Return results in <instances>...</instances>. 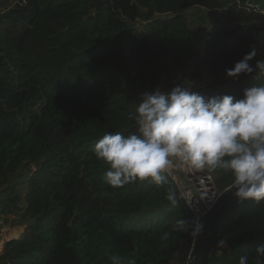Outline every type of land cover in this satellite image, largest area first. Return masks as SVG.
Wrapping results in <instances>:
<instances>
[{
	"label": "trees",
	"instance_id": "16d2710c",
	"mask_svg": "<svg viewBox=\"0 0 264 264\" xmlns=\"http://www.w3.org/2000/svg\"><path fill=\"white\" fill-rule=\"evenodd\" d=\"M192 3L189 12L150 18L155 0H0V221L25 227L4 243L0 264L188 261L197 218L171 175L113 187L93 148L106 133L136 130L129 114L145 92L184 85L240 99L264 84L255 68L264 60V0ZM195 27L206 32L200 48ZM251 50L254 71L228 77ZM208 170L220 191L233 186L231 172ZM260 246L264 201H239L209 264L245 255L259 264Z\"/></svg>",
	"mask_w": 264,
	"mask_h": 264
},
{
	"label": "clouds",
	"instance_id": "9594fccd",
	"mask_svg": "<svg viewBox=\"0 0 264 264\" xmlns=\"http://www.w3.org/2000/svg\"><path fill=\"white\" fill-rule=\"evenodd\" d=\"M255 56V50L245 54L226 70L227 76L251 74L249 62ZM255 68L264 72V60H257ZM129 119L135 121L134 132L106 133L94 145L95 156L108 164L106 183L123 187L150 179L161 184L175 163L229 171L240 201H264V84L244 89L240 99L228 94L206 98L184 85L167 92L156 89L143 93ZM166 199L176 203V193L169 189ZM192 224L191 235L198 237L203 225L199 220ZM257 257H264V246L257 248ZM109 259L121 264L117 255ZM238 264H249V257L241 256Z\"/></svg>",
	"mask_w": 264,
	"mask_h": 264
},
{
	"label": "built area",
	"instance_id": "2783aa9c",
	"mask_svg": "<svg viewBox=\"0 0 264 264\" xmlns=\"http://www.w3.org/2000/svg\"><path fill=\"white\" fill-rule=\"evenodd\" d=\"M198 87H203V83L198 84ZM192 89L191 87V90ZM181 168L183 174L179 173L178 169L173 164L168 168L167 172L177 184L181 197L200 222L204 215L202 206H204L206 212H208L214 207L224 192L217 188L215 178L207 168L190 169L187 166H181ZM2 222L3 221H0V227H4ZM194 248L195 243L192 245L191 254L194 252ZM189 257L187 264H193L191 255Z\"/></svg>",
	"mask_w": 264,
	"mask_h": 264
},
{
	"label": "water",
	"instance_id": "95a60500",
	"mask_svg": "<svg viewBox=\"0 0 264 264\" xmlns=\"http://www.w3.org/2000/svg\"><path fill=\"white\" fill-rule=\"evenodd\" d=\"M173 165L178 169L179 173L183 174L181 166L175 163ZM239 201V198L235 195V188L232 186L224 192L211 210L206 212V208L202 206L204 215L200 223L203 227L199 236L196 237L193 264L210 263L212 250L221 225L230 210Z\"/></svg>",
	"mask_w": 264,
	"mask_h": 264
},
{
	"label": "rangeland",
	"instance_id": "374dc122",
	"mask_svg": "<svg viewBox=\"0 0 264 264\" xmlns=\"http://www.w3.org/2000/svg\"><path fill=\"white\" fill-rule=\"evenodd\" d=\"M8 2L12 3L16 0H7ZM151 0H140V2L142 3V5L148 6L149 2ZM156 1V5H157V10L155 11V13L153 15L150 16V18L154 17V16H169L172 14H175L177 12H181V11H187L190 10L191 8L194 7V4L192 3L193 0H155ZM206 32L200 28V27H195L194 29V39H195V44L197 48H200L203 46V41L205 38ZM11 220L6 223V222H2L4 227H0V254L3 250V246L4 243L13 239V237H11V235L13 233H19L21 229H25V227H20V228H13L15 226H13V217L10 218ZM131 220H133V218H131ZM184 248L182 249V252H184ZM191 250H192V246L190 248V255H191ZM189 255V256H190ZM190 258V257H188ZM189 261V260H188ZM188 262H185L183 264H187ZM173 264H182V261L175 260L173 262Z\"/></svg>",
	"mask_w": 264,
	"mask_h": 264
},
{
	"label": "crops",
	"instance_id": "0c3cea01",
	"mask_svg": "<svg viewBox=\"0 0 264 264\" xmlns=\"http://www.w3.org/2000/svg\"><path fill=\"white\" fill-rule=\"evenodd\" d=\"M21 226H15L13 228H20ZM20 232L17 233L18 237L23 233L24 229L19 230Z\"/></svg>",
	"mask_w": 264,
	"mask_h": 264
}]
</instances>
